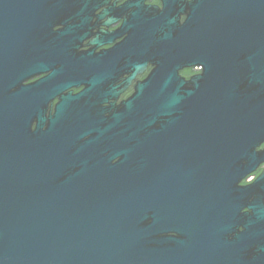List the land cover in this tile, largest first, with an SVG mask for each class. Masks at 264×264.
Returning <instances> with one entry per match:
<instances>
[{
    "label": "water",
    "instance_id": "95a60500",
    "mask_svg": "<svg viewBox=\"0 0 264 264\" xmlns=\"http://www.w3.org/2000/svg\"><path fill=\"white\" fill-rule=\"evenodd\" d=\"M94 1L0 0V264H264V0Z\"/></svg>",
    "mask_w": 264,
    "mask_h": 264
},
{
    "label": "flooded vegetation",
    "instance_id": "af4514ba",
    "mask_svg": "<svg viewBox=\"0 0 264 264\" xmlns=\"http://www.w3.org/2000/svg\"><path fill=\"white\" fill-rule=\"evenodd\" d=\"M77 0H75L76 2ZM126 0H95L92 4L96 6L86 11L84 15H79L78 7L76 5H66V12L62 16V20L65 24H70V28L67 29L66 37L68 41H63L72 44L70 52L62 54V57H126L125 55L112 54L109 51L115 49V47L124 42L127 38V33L123 31L120 26L122 18L117 11L119 5L123 4ZM188 2L190 0H187ZM77 3V2H76ZM145 4H157L159 0H144ZM69 10V11H68ZM79 16L87 18L86 25L78 27ZM71 26L73 28L71 29ZM71 29V30H70ZM150 69L146 66L140 78H144L145 74ZM199 71V68L184 69L182 73L190 74ZM42 74L35 76L31 80L37 79ZM82 87L71 88L72 92H78ZM130 88L125 89L121 93V98L129 92ZM257 175L253 173L248 177L246 181L253 180Z\"/></svg>",
    "mask_w": 264,
    "mask_h": 264
}]
</instances>
